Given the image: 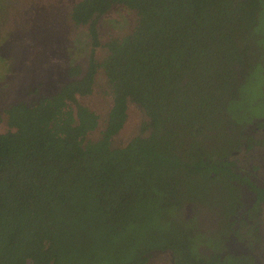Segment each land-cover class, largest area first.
Instances as JSON below:
<instances>
[{
  "label": "trees",
  "instance_id": "obj_1",
  "mask_svg": "<svg viewBox=\"0 0 264 264\" xmlns=\"http://www.w3.org/2000/svg\"><path fill=\"white\" fill-rule=\"evenodd\" d=\"M118 6L135 25L102 42ZM65 8L48 33L86 29V62L0 113V264H258L264 184L241 156L264 148V0ZM100 76L104 113L83 102ZM130 104L146 120L113 147Z\"/></svg>",
  "mask_w": 264,
  "mask_h": 264
},
{
  "label": "rangeland",
  "instance_id": "obj_2",
  "mask_svg": "<svg viewBox=\"0 0 264 264\" xmlns=\"http://www.w3.org/2000/svg\"><path fill=\"white\" fill-rule=\"evenodd\" d=\"M75 1L78 0H0V113L18 100L37 97L30 94L50 92L65 79L68 67L86 62L90 50L86 29L69 27L66 32L70 34L65 38L56 31L51 36L48 33L54 19L57 28L62 29L67 15L65 6ZM136 19V14L126 7L114 8L100 20L101 41L131 33ZM103 51H98V56L103 57ZM107 89L100 76L95 95L83 102L104 113L108 99L103 92ZM145 120L144 112L130 104L127 124L113 139V147L139 135ZM99 131L91 139L98 138ZM148 264L173 262L168 253H158Z\"/></svg>",
  "mask_w": 264,
  "mask_h": 264
},
{
  "label": "flooded vegetation",
  "instance_id": "obj_3",
  "mask_svg": "<svg viewBox=\"0 0 264 264\" xmlns=\"http://www.w3.org/2000/svg\"><path fill=\"white\" fill-rule=\"evenodd\" d=\"M244 155V156H243ZM241 157L246 161V163L250 164L251 167L256 168L255 171V179L260 184H264V148H257L254 152L251 154H243ZM261 173L263 175H261ZM250 200H254V197L252 196L249 198ZM264 219V214H263ZM264 222V220H263ZM262 240L260 243L259 248V258H258V264H264V224H262Z\"/></svg>",
  "mask_w": 264,
  "mask_h": 264
}]
</instances>
